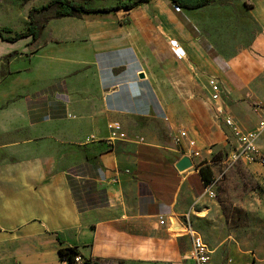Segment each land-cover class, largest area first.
<instances>
[{"label":"crops","instance_id":"1","mask_svg":"<svg viewBox=\"0 0 264 264\" xmlns=\"http://www.w3.org/2000/svg\"><path fill=\"white\" fill-rule=\"evenodd\" d=\"M49 1L0 0V30L26 31L30 10ZM215 2L150 0L48 20L36 40L0 37V264H66V248L81 264H195L190 231L209 247V264H255L226 244L198 169L215 181L233 148L224 116L243 130L263 118L264 0H240L255 33L233 56ZM182 130L198 157L179 173L172 137ZM112 131L125 138L110 141ZM257 145L264 156V129Z\"/></svg>","mask_w":264,"mask_h":264},{"label":"rangeland","instance_id":"2","mask_svg":"<svg viewBox=\"0 0 264 264\" xmlns=\"http://www.w3.org/2000/svg\"><path fill=\"white\" fill-rule=\"evenodd\" d=\"M111 1L115 0H87L85 3L96 7ZM239 2H215L222 9L219 35L226 56L248 48L251 45L250 32L255 33L245 13L239 11ZM249 165L238 161L222 167L215 183V197L210 201L219 208L225 221L226 244H236L241 251L254 256L255 264H264V176L253 173Z\"/></svg>","mask_w":264,"mask_h":264},{"label":"built area","instance_id":"3","mask_svg":"<svg viewBox=\"0 0 264 264\" xmlns=\"http://www.w3.org/2000/svg\"><path fill=\"white\" fill-rule=\"evenodd\" d=\"M170 47L175 53L176 57L182 58V53L176 42H170ZM211 89L215 92L212 95V99L215 100L218 97V87L214 80L208 82ZM217 115H222L223 111L221 107L215 109ZM262 120L259 121L257 126L250 130H243L235 124V122L229 117L224 116L222 123L224 127L229 131L231 138L234 140L233 148L227 154V156L222 161L223 167L231 165L235 162H241L244 164H254L257 163L264 167V156L260 153L257 139L264 129V109L262 110ZM124 134L118 131H112L110 134V141L124 139ZM172 142L178 147L179 152L183 156H187L190 159L198 157V152L194 150V142L189 139L186 131H179L175 133L172 137ZM215 181L209 184L203 185V193L207 195L210 199L215 197V191L213 187L215 186ZM191 246L189 256L195 264H209L211 251L208 246L204 243L202 238L195 233L190 231ZM66 261V260H65ZM83 260L79 255L73 256L71 262L66 261V264H81ZM226 264H254L253 259L250 257L249 260L243 263H237L228 258Z\"/></svg>","mask_w":264,"mask_h":264},{"label":"trees","instance_id":"4","mask_svg":"<svg viewBox=\"0 0 264 264\" xmlns=\"http://www.w3.org/2000/svg\"><path fill=\"white\" fill-rule=\"evenodd\" d=\"M114 6L108 8L89 7L85 2H74L72 0H50L45 5L30 10L28 14L29 25L24 32L15 33L11 36H5L4 33H10V30H0V37L6 41H15L22 37L31 36L32 40H36L48 20L58 19L62 17L80 18L84 14H94L107 12L117 9L130 10L141 3L150 0H116ZM172 5L183 9H197L207 6L214 0H168ZM199 174L204 184H209L213 181L212 174L208 166L199 167ZM60 257L68 262H71L73 256L78 255L75 248H66L59 251ZM88 264H98L84 260Z\"/></svg>","mask_w":264,"mask_h":264},{"label":"water","instance_id":"5","mask_svg":"<svg viewBox=\"0 0 264 264\" xmlns=\"http://www.w3.org/2000/svg\"><path fill=\"white\" fill-rule=\"evenodd\" d=\"M139 78H142L143 77V74H139L138 75ZM192 167V163H191V160L189 157L187 156H183L181 157L176 165H175V168L176 170L179 172V173H182L184 171H187L188 169H190Z\"/></svg>","mask_w":264,"mask_h":264}]
</instances>
